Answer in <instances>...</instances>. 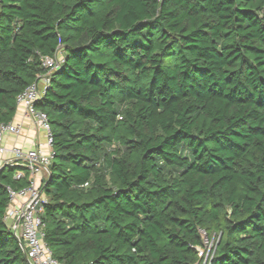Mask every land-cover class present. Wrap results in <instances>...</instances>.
<instances>
[{
	"label": "trees",
	"instance_id": "16d2710c",
	"mask_svg": "<svg viewBox=\"0 0 264 264\" xmlns=\"http://www.w3.org/2000/svg\"><path fill=\"white\" fill-rule=\"evenodd\" d=\"M36 107L53 159L45 242L63 264H264V0H1L0 123ZM18 171L24 177L17 179ZM0 264H30L5 218Z\"/></svg>",
	"mask_w": 264,
	"mask_h": 264
},
{
	"label": "built area",
	"instance_id": "2783aa9c",
	"mask_svg": "<svg viewBox=\"0 0 264 264\" xmlns=\"http://www.w3.org/2000/svg\"><path fill=\"white\" fill-rule=\"evenodd\" d=\"M57 53L55 57L42 59L46 73L39 75L38 81L17 97V108H21L25 118L32 119L44 133L46 145L51 151L45 152L37 148L25 149L16 145L8 148L5 143L6 137L8 135L19 137L22 134V127L13 122L0 123V155L7 157L5 165H23L28 170L31 181L29 186L19 191L9 189L11 204L5 218L17 238L23 242L30 264H63L54 258L52 250L45 242V224L41 214L46 197L42 190L43 180H38L39 177L47 176L49 173V166L53 159V139L48 115L36 107V102L41 99L49 86L52 72L63 63V55L59 59ZM22 177L24 172L18 171L16 178Z\"/></svg>",
	"mask_w": 264,
	"mask_h": 264
},
{
	"label": "crops",
	"instance_id": "0c3cea01",
	"mask_svg": "<svg viewBox=\"0 0 264 264\" xmlns=\"http://www.w3.org/2000/svg\"><path fill=\"white\" fill-rule=\"evenodd\" d=\"M13 123L19 124L22 127V134L19 137L8 135L6 137V146L8 148L16 145L25 149H42L45 152L51 151L46 145L44 133L37 127L32 119H27L24 116L23 110L17 108ZM7 157L0 155V168L5 165ZM46 176L39 177L38 180H44Z\"/></svg>",
	"mask_w": 264,
	"mask_h": 264
},
{
	"label": "rangeland",
	"instance_id": "374dc122",
	"mask_svg": "<svg viewBox=\"0 0 264 264\" xmlns=\"http://www.w3.org/2000/svg\"><path fill=\"white\" fill-rule=\"evenodd\" d=\"M63 47H61L57 53L58 58L60 59L62 54H63ZM218 238L217 234H214L213 236H207L203 232V239H204V244L205 248L204 249H198V253L202 259V264H205L207 260H210L213 258L215 255V244L216 240Z\"/></svg>",
	"mask_w": 264,
	"mask_h": 264
},
{
	"label": "water",
	"instance_id": "95a60500",
	"mask_svg": "<svg viewBox=\"0 0 264 264\" xmlns=\"http://www.w3.org/2000/svg\"><path fill=\"white\" fill-rule=\"evenodd\" d=\"M5 166H6V165H4L2 168H0V170L3 169Z\"/></svg>",
	"mask_w": 264,
	"mask_h": 264
}]
</instances>
